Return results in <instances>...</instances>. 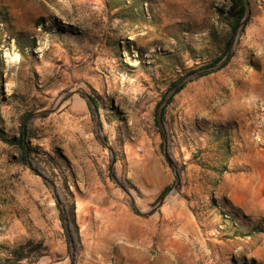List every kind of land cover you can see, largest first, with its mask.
<instances>
[{
  "label": "rangeland",
  "instance_id": "1",
  "mask_svg": "<svg viewBox=\"0 0 264 264\" xmlns=\"http://www.w3.org/2000/svg\"><path fill=\"white\" fill-rule=\"evenodd\" d=\"M249 1L250 22L228 66L187 83L166 110L182 191L146 217L113 181L87 101L66 93L82 89L94 99L116 174L131 183L138 208L151 210L175 185L156 106L175 81L223 53L230 25L218 11L226 2L0 0V135L17 140L23 118L36 120L24 139L27 164L0 138V264L71 263L56 198L31 156L75 204L78 264H264V233L234 238L211 210L241 199L264 158V0ZM49 109L56 111L32 118ZM231 208L239 223L264 230L253 203L244 205L249 214ZM108 216L127 218L132 242ZM173 217L190 221L196 238L174 236ZM164 224L176 252L160 250Z\"/></svg>",
  "mask_w": 264,
  "mask_h": 264
},
{
  "label": "trees",
  "instance_id": "2",
  "mask_svg": "<svg viewBox=\"0 0 264 264\" xmlns=\"http://www.w3.org/2000/svg\"><path fill=\"white\" fill-rule=\"evenodd\" d=\"M226 2V6L222 9H219L218 11V15L221 18L226 19L229 22L230 25V37L226 42L225 48L223 53L217 57L214 61H212L211 63H209L208 65H206L203 68H199L198 71L202 70V69H207L210 67H213L215 65H217L218 63H220L226 56V54L228 53L231 45H232V41H233V37L235 35V33L237 32L240 24L242 23V21L244 20L245 16H246V3L245 0H224ZM250 20L248 21L246 27L248 26ZM1 23V22H0ZM43 22L42 23H38V26H43ZM245 27V29H246ZM245 29L243 31V33L245 32ZM229 62L224 65L223 68H225L226 66H228ZM222 68V69H223ZM207 75H203L202 77H206ZM182 81V79H179L178 81H175L170 88L168 89L167 93L164 95V97L162 98V100L157 104L156 106V110H155V125L157 126L159 133L162 137L163 140V134L161 132L160 129V125H159V121L157 118V111L159 109V107L162 105L163 101L165 100L166 96L168 95V93L174 89L180 82ZM187 85H184L178 94H180ZM174 99H172V101L169 103V105L166 107V109L164 110L163 113V121H164V125L166 128V132H167V139H168V154L170 156V158L174 161V163L177 165L178 167V172L179 175L182 179V184H183V175H184V168H181L177 159L175 158V149H174V144H173V138L171 135V130L169 127V123L167 121V117H166V110L167 108L173 103ZM32 114H29L27 116H25L23 118V122H22V132L20 135V138L17 140H7V139H3V137L0 135V138H2L6 143L13 145V146H17L21 153H22V157H23V162H27L26 161V153H25V144H24V139L26 137V141L30 142V140L33 138V128H34V124L36 122V120H29ZM95 135L96 138L98 139V129L97 126H95ZM163 142L161 144V149L164 155V151H163ZM165 157V155H164ZM166 159V157H165ZM167 160V159H166ZM30 162L32 164V170H38L39 173L43 174L46 178L52 180L51 176L49 175V173L47 172V170H45L44 168H42L39 163H37L31 156L30 158ZM27 164V163H26ZM118 177V174H116ZM118 180L120 181V183L125 186L127 188V190L129 192H131V188L129 187V184H131L129 181L127 182H123L119 177ZM215 188H217V186H215ZM135 189V187H134ZM171 190V187H167L159 196V198L157 199V202L167 193ZM57 195L60 199V201L62 202L64 209H65V213L68 219V223H69V228L71 231V236H72V240H73V244H74V250H75V262L74 264H78V257L81 254L82 250H83V246H82V240H81V235L79 232V227L77 225L76 222V207L74 202L70 199V197L64 192V190L60 187H57ZM224 203L226 204V206H221L219 201H216V205L212 204L211 205V210H215L217 212V215H219V218L221 219V227L224 228H229L228 230L231 232V236L234 238H251V237H255L261 233H264V230H262L259 226L258 227H254L251 224H247L246 222L243 223H239V219L237 216H235L236 214H233V212H229L226 211V207L231 205L229 203V201H227L226 199L223 200ZM216 209H215V208ZM232 209V208H231ZM234 210V209H233ZM235 212V211H234ZM246 219H248L246 217ZM63 228L66 231V228L63 224ZM227 230V231H228ZM67 234V233H66Z\"/></svg>",
  "mask_w": 264,
  "mask_h": 264
},
{
  "label": "water",
  "instance_id": "3",
  "mask_svg": "<svg viewBox=\"0 0 264 264\" xmlns=\"http://www.w3.org/2000/svg\"><path fill=\"white\" fill-rule=\"evenodd\" d=\"M246 3V16L244 18V20L242 21V23L240 24L237 32L235 33L234 37H233V41H232V45L228 51V53L226 54L225 58L218 63L217 65L207 68V69H202L200 71L194 72L191 75L185 77L182 79V81L174 88L172 89L168 95L166 96L165 100L163 101L162 105L159 107L158 111H157V118L159 121V125H160V129L161 132L163 134V151H164V155L168 161V163L170 164L173 172H174V176H175V185L173 187V189H171L169 192H167L159 201L158 203L149 211L147 212H142L138 206H137V202L136 199L133 197V195L127 190V188L125 186H123L120 181L118 180V177L116 175V157L113 153V150L109 147V143L108 140L106 139V137L104 136V132H103V125H102V121H101V116L99 113V108L96 104V102L94 101V99L88 95L84 90L80 89L74 92H68L66 93L67 95L65 97H69L72 95H80L82 98H84L88 105L89 108L92 112V116L94 119V122L97 126L98 129V134H99V140L100 143L109 151L110 155H111V177L113 179V181L117 184V186H119V188L121 189V191L124 193V195L129 199L131 206L133 207L134 211L142 216H152L154 215L158 210H160L164 204L167 202V200H169L170 198H174L176 195L180 194L182 191V179L179 175L178 172V167L177 165L174 163V161L170 158L169 154H168V139H167V133H166V129H165V125H164V121H163V113L165 108L168 106V104L172 101V99L179 93L180 89L186 85L187 83L191 82L192 80H195L199 77H202L203 75H208L210 73L216 72L220 69H222L224 67V65H226L234 56L235 50L238 46L239 43V39L243 34V31L252 15L251 12V4L249 0H245ZM56 111V109H49L46 111H43L41 113L36 114L34 117L32 118H36V117H42V116H46V115H50L52 113H54ZM25 144V150H26V157L29 159V152L26 148V143ZM35 173L51 188L58 207L60 209V214H61V218L63 221V224L66 228V233L68 236V241H69V245H70V264H74V259H75V255H74V244H73V240H72V236H71V231L69 228V223H68V219L65 213V209L64 206L62 204V202L60 201L58 195H57V189H56V185L53 181H51L50 179L46 178L43 174L39 173L37 170H34Z\"/></svg>",
  "mask_w": 264,
  "mask_h": 264
},
{
  "label": "crops",
  "instance_id": "4",
  "mask_svg": "<svg viewBox=\"0 0 264 264\" xmlns=\"http://www.w3.org/2000/svg\"><path fill=\"white\" fill-rule=\"evenodd\" d=\"M262 160L259 161L258 160V166H257V175L256 176H253L251 179H250V182L248 185H250L251 189L250 190H247L245 192V195L242 196L241 199H238L236 200L235 198L233 199L232 201V205L230 203V205L233 207V206H236L239 208V210H242L244 211V213H252V212H249L247 210L244 209V205L246 203V201L248 202H251L254 204V206L256 207L255 208V212L254 213H257V214H260V215H264V158H261ZM231 202V201H229ZM121 226L119 228H123L127 226V218L125 219L124 217H121ZM156 218V217H154ZM155 222L157 219H153ZM180 219L179 218H175L173 217L172 219V222L175 224V226H178V232L177 233H174V236L176 237H179L180 238H183L184 240H189V238H196V235L195 233L192 234V231L189 230V228L191 227V222H187L185 225H180V223L178 222ZM166 225V229H162L160 230V239H159V247H160V250H162L164 252V254H167V253H171V252H176V248L178 246V244L175 242H172V240L169 238L168 236V225L167 224H164ZM118 228V229H119ZM123 234H125V237L130 241L132 242V237L129 233H126V229L123 230ZM170 243L172 244V247L170 246H167V244ZM181 247H185V245L183 243H180ZM201 249V248H200ZM132 251V250H131ZM184 251L186 252L187 251V247L184 249ZM139 252H143L142 250H139ZM144 255V253H141ZM165 260L164 262H162L161 264H169L168 260L166 257H164Z\"/></svg>",
  "mask_w": 264,
  "mask_h": 264
},
{
  "label": "bare ground",
  "instance_id": "5",
  "mask_svg": "<svg viewBox=\"0 0 264 264\" xmlns=\"http://www.w3.org/2000/svg\"><path fill=\"white\" fill-rule=\"evenodd\" d=\"M107 217V216H106ZM122 217V216H121ZM108 219L109 220H111V221H113V223H114V226H115V230H117L120 226H121V218L120 217H118V218H112V217H110L109 218V216H108ZM108 223V222H107ZM109 224V223H108ZM110 225V224H109Z\"/></svg>",
  "mask_w": 264,
  "mask_h": 264
}]
</instances>
